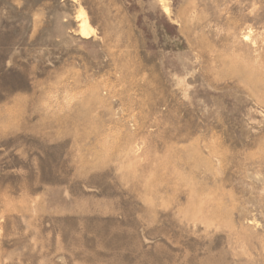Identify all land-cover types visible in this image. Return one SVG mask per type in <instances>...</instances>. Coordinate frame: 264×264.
Returning <instances> with one entry per match:
<instances>
[{
  "label": "rangeland",
  "instance_id": "374dc122",
  "mask_svg": "<svg viewBox=\"0 0 264 264\" xmlns=\"http://www.w3.org/2000/svg\"><path fill=\"white\" fill-rule=\"evenodd\" d=\"M0 264H264V0H0Z\"/></svg>",
  "mask_w": 264,
  "mask_h": 264
},
{
  "label": "bare ground",
  "instance_id": "6f19581e",
  "mask_svg": "<svg viewBox=\"0 0 264 264\" xmlns=\"http://www.w3.org/2000/svg\"><path fill=\"white\" fill-rule=\"evenodd\" d=\"M88 30H89V24L87 22V19L84 17L82 18L80 23V35L86 36L88 34Z\"/></svg>",
  "mask_w": 264,
  "mask_h": 264
}]
</instances>
